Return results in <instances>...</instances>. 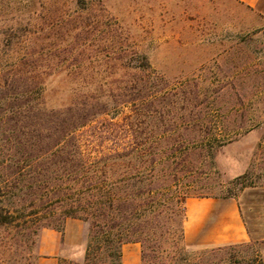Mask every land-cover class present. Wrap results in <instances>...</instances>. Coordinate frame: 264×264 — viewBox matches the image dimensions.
<instances>
[{
	"label": "rangeland",
	"instance_id": "1",
	"mask_svg": "<svg viewBox=\"0 0 264 264\" xmlns=\"http://www.w3.org/2000/svg\"><path fill=\"white\" fill-rule=\"evenodd\" d=\"M32 79L43 81L39 93L25 91ZM91 98L106 111L77 131L86 159L134 139L121 129L133 99H146L148 110L222 114L186 131L177 121L146 118L137 141L149 158L179 149L168 167L189 197L235 198L251 240L227 245L219 256L264 264L263 16L236 0H0V186L14 192L5 198L0 192V213L78 175L77 154L68 161L45 150L55 117L66 115L57 110ZM165 171L164 164L154 170ZM181 208L174 198L147 213L142 234L161 245L142 264L178 263L212 248L182 242ZM47 230L55 229L0 222V264H39ZM59 233L66 251L60 264H84L89 222L68 218Z\"/></svg>",
	"mask_w": 264,
	"mask_h": 264
},
{
	"label": "trees",
	"instance_id": "2",
	"mask_svg": "<svg viewBox=\"0 0 264 264\" xmlns=\"http://www.w3.org/2000/svg\"><path fill=\"white\" fill-rule=\"evenodd\" d=\"M142 66L144 68L150 66L147 56H144ZM42 87V80L32 79L25 91L39 93ZM156 98L154 96V99ZM89 100L93 98L83 101L76 99L70 105L57 110L66 115L60 119L55 117L52 125L54 129L51 133L52 140L45 150L53 155L65 153L68 161L73 153L77 154L78 157L75 158L78 159L80 167L79 173H76L78 175H69L66 179L68 183L64 187L54 188L45 193L40 192L38 199L22 203L13 210L5 208L6 212L0 213V222L22 224L31 220L34 225L42 224L63 232L68 218L85 220L90 224V241L86 248L84 264H122V246L129 242L142 244V258L146 262V258L150 257L149 252H155L161 245L160 243L151 245L150 235L142 234V224L148 221L147 213L176 198V202L182 204L184 226L185 203L190 190L189 188L178 189V174L173 168L169 170V165L173 162L171 158L175 157L179 149L165 157L149 158L146 144L137 141V137L143 133L141 129L145 123L144 119L177 121L179 124L176 128L186 131L193 126L192 122L204 120L210 116L212 118L223 116L220 113L209 114L202 110L191 111L184 107L165 111L148 110L145 106L146 99L139 102L135 99L125 100V102L131 101L135 106L132 113L126 116L129 122H125L121 129L131 133L134 139L121 149L104 153L94 159H86L80 157L81 149L77 131L106 111L99 109V102ZM227 137L230 139L231 135L224 136L223 139ZM215 139L218 140L217 137ZM197 147L198 144H195V148ZM209 155L211 157V154ZM163 164L166 166V171L162 172L161 176H156L155 168ZM130 186L135 188L127 190L126 188ZM123 188L125 190L121 192ZM0 192L4 198L14 194L13 190L2 188V186H0ZM43 199H47L45 206ZM184 240L183 231L182 242ZM226 246L197 250L192 258L181 257L178 263L169 264H230L219 256ZM100 253H106L110 261H105ZM161 264L168 263L162 261Z\"/></svg>",
	"mask_w": 264,
	"mask_h": 264
},
{
	"label": "crops",
	"instance_id": "3",
	"mask_svg": "<svg viewBox=\"0 0 264 264\" xmlns=\"http://www.w3.org/2000/svg\"><path fill=\"white\" fill-rule=\"evenodd\" d=\"M264 17V0H236ZM184 222L185 240L192 246H225L247 243L250 232L241 213L238 201L232 197H189L186 200ZM67 224L66 237H68ZM63 234L47 230L41 238L39 264H60L66 254L62 244ZM80 255V254H78ZM122 264H142L139 242L122 246Z\"/></svg>",
	"mask_w": 264,
	"mask_h": 264
}]
</instances>
